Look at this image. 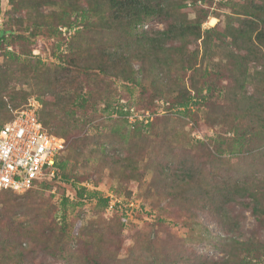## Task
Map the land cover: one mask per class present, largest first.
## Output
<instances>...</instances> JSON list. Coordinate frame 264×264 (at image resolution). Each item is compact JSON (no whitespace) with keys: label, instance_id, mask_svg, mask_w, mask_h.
<instances>
[{"label":"trees","instance_id":"trees-1","mask_svg":"<svg viewBox=\"0 0 264 264\" xmlns=\"http://www.w3.org/2000/svg\"><path fill=\"white\" fill-rule=\"evenodd\" d=\"M10 2L15 12L29 10L30 24L28 29H24V33L20 31L16 33L17 30L12 26L0 27V47L4 44L6 46L3 47L5 54L3 59L0 54V127L11 120L16 114L14 111L27 104L31 96L28 92L22 95L6 92L9 81L20 74L34 83L40 95H43L40 118L45 128L64 137L67 143L66 150L57 159L55 176L37 180L23 199H18L14 191L0 192V222L6 220V215L11 219V224L6 223L7 227L3 228L10 231L4 239L3 249L11 264L25 262L27 258L34 261L38 258L37 252L40 248L50 255L63 258L66 264H72L75 258L78 261L84 260L85 264H92L98 261V256L105 264H126L125 260L117 259L113 250L115 244L106 245L105 238L102 239L105 228L101 227L102 224L93 223L89 227L79 229L83 239L87 241V247L92 249L89 255L81 250L70 249L69 246L74 239V223L72 225L67 222L66 213L57 220V210L43 199L44 190L52 188L53 182L59 180V175L75 184L74 178L77 176L75 171L86 159L87 152L88 159L98 157L101 151L103 153L101 159L99 158L101 164L120 165L124 169L125 161L135 159V152L145 149L134 139L131 140L129 135H117L119 127L113 125L110 133L106 135L96 134L89 138L82 135L81 130L89 122V115L92 116L97 111L96 105L98 99L104 95L102 88H105L104 82L107 78L122 79L129 90L140 87L144 93L151 91L150 96L144 97L148 103L152 101L154 103L156 98L169 94L172 96L171 106H182L190 111L192 105H200L202 101L205 103L210 100L213 84L208 81H204L203 85L199 84L197 75L205 77L211 74L212 70L208 69V65L202 67L201 63L198 64V58L211 56L214 50H221L226 58L236 57L243 61V69L235 75L238 76L234 78V83L225 90V93L219 89V95L220 97L224 95V101L219 102L217 106L215 103L210 104L211 101L207 103L208 107L212 105L218 109L216 118L228 117L227 121L230 123L228 129L233 134L228 137L220 134L213 136L210 144L201 142L197 149L201 150L200 153L197 154V150L193 153L191 151L190 157H177L171 166L163 165L169 169L167 175L172 178L174 185L179 187L191 181L197 183L201 188L199 192L203 207L210 209L215 216L221 214L227 216L225 205L236 196L251 195L252 211L256 215L260 213V216H257L258 220L264 224V206L261 200L263 192L249 183L254 174L262 169L258 163H264V145L261 146L264 143V100L250 95L244 88L248 76L246 66L249 61L258 60L260 64L264 62L261 60L260 52L261 42H264V0L237 3L236 6L240 7L237 9V15L232 16L230 20L232 24L229 22L225 29L215 26L203 29L202 22L205 18L188 19V13L182 9V5L185 7V4L177 0H10ZM48 7L54 9L45 11ZM73 17L75 21L72 20ZM19 21L21 22L20 19ZM150 21H160L165 23V26L146 27ZM78 23H81L82 27L77 28ZM62 26L69 30L74 28L75 33L68 35H72L69 51L59 55L60 63L47 64L42 57L34 56L32 50L26 52L7 50V44L13 43L17 38L32 42L38 37L46 39L54 37L59 40L57 48H60L63 40ZM199 40L202 42L201 48L192 49L193 43ZM136 63L139 64L138 67H135ZM188 70H191L189 87L184 81L183 74ZM104 102L109 108L107 101ZM130 104L121 102L119 105V113L124 114L125 118L121 116L124 121L128 120L124 107ZM137 124L134 125L133 131L138 130V133H141L143 129L147 130L143 122ZM155 125L153 122L147 126L152 133L149 136L156 137L155 149H160L163 142H168V145L172 146L174 140L167 138L168 135L162 136ZM116 136L119 143L114 140ZM109 138L111 139L108 140ZM111 140L115 149L108 153L104 144ZM254 142H259V145L253 146ZM123 148L128 149V154L120 157L119 149ZM200 158H203V162L199 161ZM245 158L250 159V162L243 166L241 161ZM235 161L240 162L245 171L254 174L244 176L241 172L235 178L237 180L233 181V175L242 168H234L232 163ZM208 164L213 170L217 165L222 167L219 175L214 176L215 183L210 190L202 178ZM112 171V175L115 176L113 168ZM123 177L128 180L131 175L124 170ZM37 186L40 187L36 188ZM7 192L12 195L9 196ZM4 193L7 194L1 197ZM178 193L179 190H171L174 196ZM77 194L83 199L89 192L86 186H80ZM89 195L96 198L102 208L109 206V196L99 191L90 192ZM72 202L70 195H63V206ZM23 208L35 212L32 219L38 221L24 229L28 239L36 241L35 248H31L29 243L23 245L24 241L21 239L23 234L15 225L19 218L25 217ZM101 249L104 250L102 253ZM159 257L160 254L155 252L152 257L153 263H157Z\"/></svg>","mask_w":264,"mask_h":264},{"label":"rangeland","instance_id":"rangeland-1","mask_svg":"<svg viewBox=\"0 0 264 264\" xmlns=\"http://www.w3.org/2000/svg\"><path fill=\"white\" fill-rule=\"evenodd\" d=\"M177 1L185 4V7L182 5V9L188 13V19L205 18L202 22L203 29L214 26L225 29L229 22L230 25L232 24L230 21L232 16L237 15V9L239 10L240 7H237L236 4L250 2V0ZM191 1L194 4L191 7L187 6L186 4ZM50 8L54 9V7ZM50 8H46L45 11ZM29 16V10L24 9L15 12L10 0H0V27L2 25L12 26L17 30L16 33L18 31L24 33V29H28L30 24ZM74 18L72 20L75 21ZM81 25L80 23L77 28L82 27ZM148 26L163 28L165 23L150 21L146 24V27ZM63 28L67 27H61L63 40L60 48H57L58 39L38 37L32 42L17 38L13 43L7 44V50L18 52L32 50L34 56L42 57L47 64L60 63L59 55L69 51V42L72 35H68L75 33L74 28L70 30L67 28L66 31ZM200 44L202 45L201 40L195 41L192 49L200 47ZM3 47H6L5 44L0 47L1 59H3L4 54ZM260 52L264 57V42H261ZM242 53L245 52L242 51ZM262 57L261 60L264 61ZM200 63L202 67L208 65V69L212 71L211 74L205 77L197 75V79L200 81L199 84L203 85L208 81L213 84V90L210 100L205 103L202 101L200 105H192L190 111L185 110L182 106H171L172 96L169 94L156 98L154 103L153 101L148 103L144 97L150 96L151 91L144 93L140 87L129 90L122 79L111 78L108 80L107 78L105 80V88H102V94L104 93V95L101 99H98L96 113L92 116L89 115V122L81 130L82 135L88 138L96 134L106 135L110 133L109 131H111L113 125L119 127L117 135L127 134L131 140L134 139L137 144L139 143V146L145 149L141 152L136 151V149V158L125 161L124 169L120 165L106 166L101 164L99 160L103 156L101 151L98 153V157H88V159L89 153L87 152L86 159L75 171L78 176L74 178L75 184L72 181L64 180L59 175V180L53 182V187L44 190L43 199L50 202V205L54 206L53 209L57 210V220H60V217L66 213L67 222L72 225L74 223V239L69 246L70 249L72 248L73 251L81 250L86 255L91 253L92 249L87 247V241L83 239L79 229L89 227L95 223L96 225L102 224L101 227H105L102 232V239L105 238L106 245L115 244L113 250L117 259L125 260L126 264H264V224L261 223L260 219L258 220L257 216H260V213L256 215L252 211L251 195L236 196L234 200L225 205L227 216L225 214L215 216L210 209L203 207L201 192H199L201 188L197 186V183L191 181V183L182 184L179 187L174 185L172 178L167 175L169 169L163 165L171 166L177 160V157H190L193 152L199 149L201 142L210 144L213 136L220 134L228 137L233 134L228 129L230 127V123L227 121L228 117L216 118L218 109H215L216 107L212 105L208 107L207 103L211 101L210 104L215 103L217 106L219 102L224 101V95L222 94L220 97L219 89L225 93V90L234 83V78L238 76L235 75L243 69V61L241 58L236 57L226 58L221 50H214L211 56L204 59L200 56L198 64ZM138 65L136 63L135 67H138ZM246 67L248 76L244 85L245 90L250 95L264 100V62L260 64L258 60H251ZM233 72L235 73L233 74ZM183 74L184 81L189 87L191 85V70L184 71ZM107 80L108 84H106ZM6 92L20 95L28 92L31 94L30 98L37 97L40 100V110L42 108L41 99L43 95H40L34 83L20 74L9 81ZM104 101H107L109 108H107ZM121 102L131 103L130 105L135 106L138 110L149 109L153 112L155 117L153 116L152 121L156 123V130L162 136L168 135L167 138L174 140V144L171 146L168 145V142H163L160 149H155L156 144L154 145V141L156 137L149 136L152 133L147 128L153 122L144 125L147 130L143 129V133H138V130L133 131L134 125L130 124L128 120L121 119V116L124 117V114L120 115L119 113ZM25 105L14 112L17 113ZM165 117L166 119H164ZM146 136L149 137L142 139ZM114 140L119 143L118 136L114 137ZM112 142L111 140L104 144L108 153L115 149ZM146 144L148 146L145 147ZM258 145L259 142L253 143V146ZM119 151L120 157L128 154L126 148L119 149ZM200 151L197 150V154ZM203 155L207 156L206 154ZM200 159L199 161L203 162V158ZM243 161H241L242 165L245 166L250 162V159L245 158ZM232 165L236 169L242 167L233 175V181L237 180L235 178L241 172L244 176L254 174L245 171L238 161L233 162ZM258 165L262 169L254 174V178L249 183L253 184L252 187L262 190L263 197L261 200L264 206V163L260 162ZM111 167L115 170V176L112 175ZM211 167L208 164L202 176L209 190L215 183V177L222 170L220 165L215 166V170ZM124 170L131 175L130 179H124ZM80 186H86L89 194L90 192L99 191L109 196V198L112 194L113 200H115L113 209L102 208L97 199L91 198L89 194L80 199L77 194ZM38 187L40 186L36 188ZM172 189L179 190L180 193L174 196L171 194ZM27 191L16 192L15 194L18 199H23L22 197L25 196ZM7 193L9 196L12 195L10 192ZM7 193L1 194V197H4ZM64 194L71 196L72 204L62 205ZM12 211L14 212V210ZM23 211L25 217L19 218L15 225L19 227L18 231L23 234L21 235V239L24 241L23 245L26 246L29 243L31 248H35L36 241H30L24 234V229L33 226L38 221L32 219L35 215L32 210L23 208ZM5 218L6 220L0 222V264H11L3 249L4 239L10 233V231L3 228L7 227L6 223L11 224L8 215ZM103 249H105L104 246ZM103 251L101 249L100 253ZM155 252L160 254L157 263H153L152 259ZM37 254L38 258L34 261L27 258L25 262L21 261L18 264H66L63 258L50 255L41 248ZM72 264L85 263L84 260L78 261L75 258L72 260ZM92 264H105V261L98 256V261L92 262Z\"/></svg>","mask_w":264,"mask_h":264},{"label":"built area","instance_id":"built-area-1","mask_svg":"<svg viewBox=\"0 0 264 264\" xmlns=\"http://www.w3.org/2000/svg\"><path fill=\"white\" fill-rule=\"evenodd\" d=\"M40 107L37 97L30 98L11 120L0 127V192H25L37 180L56 175L57 159L66 150L67 143L64 137L45 128ZM124 111L132 125L137 122L148 124L155 117L149 109L138 110L132 105H126ZM114 204L110 194L107 208L113 209Z\"/></svg>","mask_w":264,"mask_h":264},{"label":"clouds","instance_id":"clouds-1","mask_svg":"<svg viewBox=\"0 0 264 264\" xmlns=\"http://www.w3.org/2000/svg\"><path fill=\"white\" fill-rule=\"evenodd\" d=\"M199 1V0H198ZM194 4V2L191 3V5H188L189 7H191Z\"/></svg>","mask_w":264,"mask_h":264}]
</instances>
